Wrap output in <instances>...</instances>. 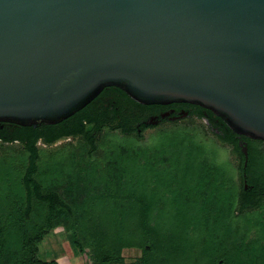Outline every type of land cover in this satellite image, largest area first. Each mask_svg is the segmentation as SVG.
<instances>
[{
    "label": "trees",
    "instance_id": "16d2710c",
    "mask_svg": "<svg viewBox=\"0 0 264 264\" xmlns=\"http://www.w3.org/2000/svg\"><path fill=\"white\" fill-rule=\"evenodd\" d=\"M193 107L222 125L212 141L240 161L236 181L194 122L162 121L174 128L158 131L159 149L141 145L166 106L116 87L59 124L0 123V264H60L40 246L61 227L87 264H264V143ZM115 132L125 141L103 140Z\"/></svg>",
    "mask_w": 264,
    "mask_h": 264
},
{
    "label": "water",
    "instance_id": "95a60500",
    "mask_svg": "<svg viewBox=\"0 0 264 264\" xmlns=\"http://www.w3.org/2000/svg\"><path fill=\"white\" fill-rule=\"evenodd\" d=\"M108 87L264 143V0H0V123L59 124Z\"/></svg>",
    "mask_w": 264,
    "mask_h": 264
},
{
    "label": "rangeland",
    "instance_id": "374dc122",
    "mask_svg": "<svg viewBox=\"0 0 264 264\" xmlns=\"http://www.w3.org/2000/svg\"><path fill=\"white\" fill-rule=\"evenodd\" d=\"M158 123L159 122H156L152 125L158 126ZM190 123L192 122L187 121V122H180V123H175V124L181 126L183 124L189 125ZM203 124L205 123H203L202 121L194 122V125H195L194 127H197L198 128L197 131L202 133L201 136H199L200 140L205 144H207L208 142L211 145L210 147L216 148V150H213V151H217L216 153L218 155V158H220L219 159L220 161H224L228 158V163L236 167L235 168L233 166L236 169L235 174H233V178H235V181H236L238 162H237V159L233 156L231 152V148L224 144H223L224 147L221 146V148H219L220 144L218 143L220 141L207 128H205L208 131L206 133V130L202 128ZM170 128H174V127H172L171 124L169 123H164V124L159 125L155 129L154 128L148 129L146 132L143 133V138H142V141H140V144L143 146H149L150 148L152 147L151 151L152 149L154 150L159 149V145L164 142L163 140L164 136H162L163 134H159L158 131L162 129L170 130ZM203 133H206V134H203ZM179 136L182 137L181 134H179ZM103 138H104L103 140L111 142V143H119V142L125 141V138L122 135H120L118 132L111 133V134L105 133L103 135ZM213 139H216L219 142H217L216 144L215 142L212 141ZM210 142H213V143H210ZM66 143L68 142L67 141L58 142L56 145H54L53 148L51 147L49 149L54 150L56 148L61 147L62 145L65 146ZM69 143H71V145L77 144V140H72ZM40 146H43V145L40 144ZM14 148L19 149V145L15 144ZM70 240H71L70 237L67 235V233L64 231L62 227L54 230L47 236V238L41 244L40 257L44 260L56 259L60 264H87L88 261H87V257L85 256V254L79 252L76 248H74V246L71 245ZM137 255L138 253L136 251L125 252V256L128 258V260H132V258H135Z\"/></svg>",
    "mask_w": 264,
    "mask_h": 264
},
{
    "label": "flooded vegetation",
    "instance_id": "af4514ba",
    "mask_svg": "<svg viewBox=\"0 0 264 264\" xmlns=\"http://www.w3.org/2000/svg\"><path fill=\"white\" fill-rule=\"evenodd\" d=\"M189 105V104H187ZM187 105H185V103H174V104H170V105H164L166 106V110L161 114V116H153L151 117L150 122H159V124H161L162 121L165 120H169L168 122H172V123H180V122H199L202 121L203 123H205V126L208 130H210V132L216 136V138L218 140L221 141V137L224 135L220 128H222V125L219 126V122L217 120H210V115L206 112H203L201 115L197 114L198 112H196L195 107H193L194 105H190L189 108H187ZM243 147L245 148L247 147L248 149V145L247 143L245 144H241ZM260 148V147H259ZM264 148L261 146V149ZM243 152V150H242ZM246 158V156H245ZM248 160V157H247ZM237 166L240 165V161L237 159ZM247 161L245 162V168L247 167ZM244 176H247L244 173ZM247 189V188H246Z\"/></svg>",
    "mask_w": 264,
    "mask_h": 264
}]
</instances>
